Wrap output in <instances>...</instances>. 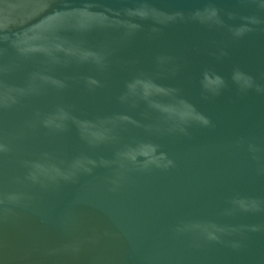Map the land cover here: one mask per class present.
I'll list each match as a JSON object with an SVG mask.
<instances>
[{"label":"water","instance_id":"95a60500","mask_svg":"<svg viewBox=\"0 0 264 264\" xmlns=\"http://www.w3.org/2000/svg\"><path fill=\"white\" fill-rule=\"evenodd\" d=\"M0 264H264V0H0Z\"/></svg>","mask_w":264,"mask_h":264}]
</instances>
